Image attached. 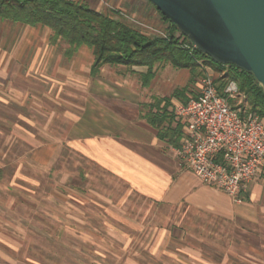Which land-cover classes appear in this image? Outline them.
I'll return each instance as SVG.
<instances>
[{"label":"rangeland","instance_id":"374dc122","mask_svg":"<svg viewBox=\"0 0 264 264\" xmlns=\"http://www.w3.org/2000/svg\"><path fill=\"white\" fill-rule=\"evenodd\" d=\"M74 1L99 13H117L115 20L148 35H162L166 29L146 0ZM6 23L0 24L1 36L14 27ZM58 42L64 64L71 65L68 95L54 90L49 101L36 90L20 89L23 80L13 71L1 73L0 264H264V232L243 233L233 222L182 206H153L136 197L124 202L123 189L107 183L75 151L73 131L79 117L92 116L94 78L105 66L92 77V51L81 47L79 56L74 57L77 50L68 57L67 45ZM196 73L158 66L153 93L168 98L174 90L187 88L185 97L194 98L203 77L218 78L211 67L201 66ZM102 74L108 80L109 73ZM14 88L24 94L19 96Z\"/></svg>","mask_w":264,"mask_h":264},{"label":"crops","instance_id":"0c3cea01","mask_svg":"<svg viewBox=\"0 0 264 264\" xmlns=\"http://www.w3.org/2000/svg\"><path fill=\"white\" fill-rule=\"evenodd\" d=\"M6 22L0 20L2 25ZM13 26L3 32L4 36L0 35V77L1 73L13 71L23 80L20 89L36 90V95L42 93L47 99L54 90L62 93L66 90L68 95L71 65L64 64L63 51L57 49L59 42H49L50 30L42 26ZM80 53L81 49L74 57ZM77 67L85 72L83 66ZM113 69L111 72L112 68L105 66L94 78L92 116L79 117L73 131L78 141L75 151L84 155L107 183L123 189L124 202L136 197L148 205L178 210L183 207L233 222L243 233L264 232V171L249 185L241 203L233 204L220 190L202 184L192 172L181 170L173 147L160 140L157 130L143 117L145 105L165 97L153 93L158 73L151 85L143 88L139 78L147 72V67ZM102 72L109 73L108 80ZM20 89L14 88V93L23 95ZM164 104L154 107L152 112H162Z\"/></svg>","mask_w":264,"mask_h":264},{"label":"trees","instance_id":"16d2710c","mask_svg":"<svg viewBox=\"0 0 264 264\" xmlns=\"http://www.w3.org/2000/svg\"><path fill=\"white\" fill-rule=\"evenodd\" d=\"M116 14L99 13L86 3L73 0H0V20L48 28L51 43L60 41L67 45L66 56L72 57L81 47L90 49L93 55L90 67L92 77L97 76L103 66H146L147 73L141 76V80L142 87H147L154 79L158 66L188 70L191 76L197 75L196 71L201 66L211 67L218 75L214 83L220 96H224V87L228 82L237 84L243 98L239 103L237 99L229 100V104L239 110L241 117L250 113L264 118V95L252 75L233 65L214 62L160 13L166 25L162 35L143 33L124 21L115 20L113 16ZM186 90L176 89L170 97L155 99L145 105L144 119L157 130V137L173 148L179 146L182 125L176 123L172 127L174 118L165 108L171 97L187 102ZM162 102L165 103L163 111L152 112Z\"/></svg>","mask_w":264,"mask_h":264},{"label":"built area","instance_id":"2783aa9c","mask_svg":"<svg viewBox=\"0 0 264 264\" xmlns=\"http://www.w3.org/2000/svg\"><path fill=\"white\" fill-rule=\"evenodd\" d=\"M240 98L235 82H228L220 96L214 81L205 76L196 97L187 102L172 99L166 109L182 125L179 146L173 148L180 165L234 203H241L264 169V123L255 114L241 117L229 104Z\"/></svg>","mask_w":264,"mask_h":264},{"label":"water","instance_id":"95a60500","mask_svg":"<svg viewBox=\"0 0 264 264\" xmlns=\"http://www.w3.org/2000/svg\"><path fill=\"white\" fill-rule=\"evenodd\" d=\"M214 62L250 74L264 95V0H147Z\"/></svg>","mask_w":264,"mask_h":264}]
</instances>
